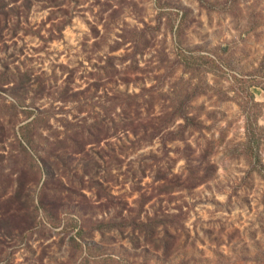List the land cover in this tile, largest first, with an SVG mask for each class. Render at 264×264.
Listing matches in <instances>:
<instances>
[{
    "label": "rangeland",
    "instance_id": "obj_1",
    "mask_svg": "<svg viewBox=\"0 0 264 264\" xmlns=\"http://www.w3.org/2000/svg\"><path fill=\"white\" fill-rule=\"evenodd\" d=\"M0 264H264V0H0Z\"/></svg>",
    "mask_w": 264,
    "mask_h": 264
},
{
    "label": "trees",
    "instance_id": "obj_2",
    "mask_svg": "<svg viewBox=\"0 0 264 264\" xmlns=\"http://www.w3.org/2000/svg\"><path fill=\"white\" fill-rule=\"evenodd\" d=\"M178 52H179V57H180L181 60H183V62H185V63H186V62L188 63V60H189L188 58H191V59L194 58L193 53H191V52L186 54V52L183 51L182 49H179ZM211 60H213V59H211ZM254 142H255V139L252 138V144H253ZM250 148H251L250 151L253 152L254 145L250 146Z\"/></svg>",
    "mask_w": 264,
    "mask_h": 264
}]
</instances>
